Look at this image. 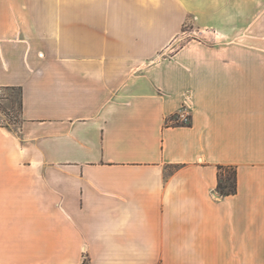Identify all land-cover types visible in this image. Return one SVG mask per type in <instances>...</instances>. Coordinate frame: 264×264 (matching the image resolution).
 I'll use <instances>...</instances> for the list:
<instances>
[{
    "label": "crops",
    "instance_id": "obj_1",
    "mask_svg": "<svg viewBox=\"0 0 264 264\" xmlns=\"http://www.w3.org/2000/svg\"><path fill=\"white\" fill-rule=\"evenodd\" d=\"M9 87L0 264H264V0H0Z\"/></svg>",
    "mask_w": 264,
    "mask_h": 264
},
{
    "label": "rangeland",
    "instance_id": "obj_2",
    "mask_svg": "<svg viewBox=\"0 0 264 264\" xmlns=\"http://www.w3.org/2000/svg\"><path fill=\"white\" fill-rule=\"evenodd\" d=\"M193 29L191 25L185 28V34H189ZM184 40L175 44L174 49H177ZM20 91L12 88H0V125H12L17 126L21 122L20 117ZM232 170H223V179H230L232 182Z\"/></svg>",
    "mask_w": 264,
    "mask_h": 264
},
{
    "label": "trees",
    "instance_id": "obj_3",
    "mask_svg": "<svg viewBox=\"0 0 264 264\" xmlns=\"http://www.w3.org/2000/svg\"><path fill=\"white\" fill-rule=\"evenodd\" d=\"M11 88V87H9ZM12 89H18L21 94V89L19 88H12ZM20 109H21V97H20ZM232 170V182H230V179L226 177V179H223L222 171L223 170ZM237 191V184H236V169L233 167H219V192L222 195H232L235 194Z\"/></svg>",
    "mask_w": 264,
    "mask_h": 264
},
{
    "label": "built area",
    "instance_id": "obj_4",
    "mask_svg": "<svg viewBox=\"0 0 264 264\" xmlns=\"http://www.w3.org/2000/svg\"><path fill=\"white\" fill-rule=\"evenodd\" d=\"M190 121V115L187 113L185 107H183V109L178 113V115L174 119V122L179 124H189Z\"/></svg>",
    "mask_w": 264,
    "mask_h": 264
}]
</instances>
